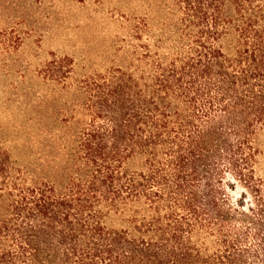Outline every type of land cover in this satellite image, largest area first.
Listing matches in <instances>:
<instances>
[{
	"label": "trees",
	"instance_id": "1",
	"mask_svg": "<svg viewBox=\"0 0 264 264\" xmlns=\"http://www.w3.org/2000/svg\"><path fill=\"white\" fill-rule=\"evenodd\" d=\"M169 1L127 66L53 54L30 77L0 264H264V0Z\"/></svg>",
	"mask_w": 264,
	"mask_h": 264
},
{
	"label": "rangeland",
	"instance_id": "2",
	"mask_svg": "<svg viewBox=\"0 0 264 264\" xmlns=\"http://www.w3.org/2000/svg\"><path fill=\"white\" fill-rule=\"evenodd\" d=\"M168 4L169 0H0V144L11 146L14 123L21 125L30 115L23 90L53 54L73 58L77 75L127 66L140 43L135 27L145 21L157 27L163 16L158 10ZM52 87L38 80L34 90L49 95ZM51 109L54 113L50 110L49 115L56 116V106ZM258 145L263 151L258 170L264 178V130ZM240 191L239 187L234 194Z\"/></svg>",
	"mask_w": 264,
	"mask_h": 264
}]
</instances>
